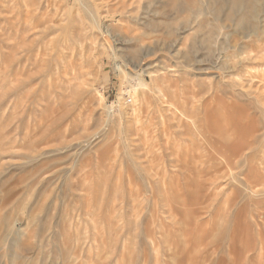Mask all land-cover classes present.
I'll use <instances>...</instances> for the list:
<instances>
[{
    "label": "rangeland",
    "instance_id": "374dc122",
    "mask_svg": "<svg viewBox=\"0 0 264 264\" xmlns=\"http://www.w3.org/2000/svg\"><path fill=\"white\" fill-rule=\"evenodd\" d=\"M262 3L0 0V264H264Z\"/></svg>",
    "mask_w": 264,
    "mask_h": 264
},
{
    "label": "bare ground",
    "instance_id": "6f19581e",
    "mask_svg": "<svg viewBox=\"0 0 264 264\" xmlns=\"http://www.w3.org/2000/svg\"><path fill=\"white\" fill-rule=\"evenodd\" d=\"M264 0H251V3L254 5V12H258L260 11V9H262V6H263V2ZM239 1H235L234 4L232 5L230 11L228 12V15L231 16L232 14H234V11H235V8L236 6L239 5ZM241 9V8H240ZM240 23H243L242 21H240ZM230 134V131L227 130V131H224V132H221V136L222 137H230L229 136Z\"/></svg>",
    "mask_w": 264,
    "mask_h": 264
}]
</instances>
